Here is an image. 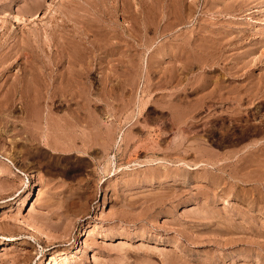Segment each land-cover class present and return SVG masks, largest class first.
Masks as SVG:
<instances>
[{"label":"rangeland","instance_id":"1","mask_svg":"<svg viewBox=\"0 0 264 264\" xmlns=\"http://www.w3.org/2000/svg\"><path fill=\"white\" fill-rule=\"evenodd\" d=\"M263 79L264 0H0V264H264Z\"/></svg>","mask_w":264,"mask_h":264},{"label":"bare ground","instance_id":"2","mask_svg":"<svg viewBox=\"0 0 264 264\" xmlns=\"http://www.w3.org/2000/svg\"><path fill=\"white\" fill-rule=\"evenodd\" d=\"M49 6H50V5H49ZM37 11H38V10H37ZM218 50H219V49H218ZM195 51H196V50H195ZM212 55H213V54H212ZM224 55H225V54H224ZM201 56H202V55H201ZM203 57H204V56H203ZM210 57H212V56H210ZM201 60H202V59H201ZM215 60H216V59H215ZM197 61H198V60H197ZM193 63H194V62H193ZM199 63H200V62H199ZM210 66H211V65H210ZM234 72H235V71H234ZM246 74H247V73H246ZM249 74H250V73H249ZM260 75H261V74H260ZM215 76H216V75H215ZM245 77H246V76H245ZM249 79H250V78H249ZM263 80H264V79H263ZM249 82H250V81H249ZM225 83H226V82H225ZM251 83H252V82H251ZM215 84H216V83H215ZM215 84H214V86H215ZM248 85H249V84H248ZM13 86H14V85H13ZM214 86H213V87H214ZM216 86H217V85H216ZM216 86H215V87H216ZM14 87H15V86H14ZM213 87H212V92H213V90H215V89H213ZM219 87H220V86H219V84H218V88H219ZM243 87H244V86H243ZM243 87H241V88H243ZM192 88H193V87H192ZM218 88H217V89H218ZM220 88H221V87H220ZM241 88H240V89H241ZM246 88H247V89H246ZM251 88H253V92H252V93H251V89H250L249 87H247V86L245 87L244 91H243V89H241V90L244 92V94H246V95H245V96H246V97H245V98H246L245 101L248 100V101L250 102L251 100H249V99H252V98H253V99H252L253 104L255 103V101H256V103H258V102H262L261 104H262V106H263V105H264V81H261V80H257V81H255V80H253V87H251ZM15 89H17V88H15ZM220 90H221V89H220ZM220 90H219V92H220ZM249 90H250V91H249ZM11 91H12V90H11ZM13 91H14V90H13ZM15 91H17V90H15ZM215 91H216V90H215ZM227 91H228V90H227ZM238 91H239V88H238ZM19 92H20V91H19ZM21 92H22V91H21ZM210 92H211V91H210ZM210 92H209V93H210ZM219 92L217 91L218 94H219ZM233 92H234V91H233ZM12 93H13V92H12ZM209 93H207V96H208ZM228 93H231V92H227V94H228ZM235 93H236V92H235ZM241 93H242V92H241ZM210 94H211V93H210ZM210 94H209V96H211L213 93H212L211 95H210ZM12 95H13V94H12ZM23 95L25 96L24 93H23ZM219 95H220V94H219ZM225 95H226V93H225ZM230 95H231V96H230V100H231L232 102H230V103H229V106L227 105L228 107H225L224 109H225V112H228V113H229V112H232V113H233V112H236L239 108L242 107V106L240 107V101L243 99V98H242V95H243V94L241 95L240 93L237 92L236 95L234 94L235 96H232V94H230ZM24 96H23V97H24ZM214 96H215V95H214ZM217 96H218V95H217ZM215 97H216V96H215ZM215 97H214V98H215ZM218 97H219V96H218ZM221 97H222V98H221V100H222L224 97H223V95H222ZM7 98H8V97H7ZM216 98H217V97H216ZM226 98H229V94H228V97H225V99H226ZM185 99H186V98H184L183 96H180V95H179V96H177V97L174 99V100H175L174 102L179 103L180 106H182V105H186V104L190 103V102L188 101V103L185 104V102H187V99H186V100H185ZM208 99H209V98H208ZM210 99H211V98H210ZM212 99H213V98H212ZM6 100H7V99H6ZM217 100H218V98H217ZM219 100H220V98H219ZM227 100H229V99H226V101H227ZM230 100H229V101H230ZM224 101H225V100H224ZM229 101H227V102H229ZM252 101H251V102H252ZM174 102H173V104H174ZM183 102H184V103H183ZM191 102H192V101H191ZM198 102H199V101H198ZM213 102H214V101H213ZM220 102H221V101H220ZM220 102H218V103H220ZM222 102H223V101H222ZM222 102H221V103H222ZM246 102H247V101H246ZM177 103H176V104H177ZM182 103H183V104H182ZM210 103H211V101H210ZM210 103H209V104H210ZM244 103H245V102H244ZM9 104H10V102H9ZM176 104H175V105H176ZM181 104H182V105H181ZM225 104H226V103H225ZM179 105H178L177 107H179ZM212 105H213V103H212ZM220 105H221V104H220ZM255 105H256V104H255ZM24 106H25V104H24ZM195 106H196V105H195ZM173 107H175V106H173ZM183 107H184V106H183ZM199 107H200V106H199ZM210 107H211V106H209L208 108H210ZM216 107H217V106H216ZM180 108H181V107H180ZM180 108H178L177 110H179ZM220 108H221V107H220ZM23 109H24V107H23ZM187 109L190 110V112L194 110V109L192 108V106H191V107H187ZM195 109H196V108H195ZM241 109H243V108H241ZM241 109H240V110H241ZM180 110H181V109H180ZM188 110H187V111H188ZM204 110H205V109H204ZM211 110H212V109H211ZM240 110H238V111H240ZM26 111H27V110H26ZM238 111H237V112H238ZM181 112H182V113L184 112V109H183V108H182ZM190 112H187V113H190ZM232 113H231V114H232ZM180 114H181V113H179V115H180ZM184 114H186V111H185ZM235 114H236V113H235ZM182 115H183V114H182ZM187 115H188V114H187ZM183 116H184V115H183ZM201 119H202V118H201ZM176 145L178 146V143H177ZM179 146H180V145H179ZM173 148H174V146H173ZM173 148H171L170 150H172ZM175 148H176V147H175ZM193 149H194V148H193ZM184 150H186V149H184ZM182 152H183V150H182ZM184 152H186V151H184ZM181 154H182V153H181ZM183 157H184V156H183ZM180 162L183 164L184 160H180ZM184 163H185V162H184ZM185 165H187V164H185ZM185 165H184V166H185ZM187 166H188V165H187ZM188 169H189V168H188ZM188 169H187V170H188ZM190 169H191V168H190ZM190 169H189V170H190ZM192 169H193V168H192ZM183 170H184V169H183ZM23 227H24V226H23ZM27 228H29V226H28ZM29 229H32V228L30 227ZM31 231H32V230H31ZM32 232H33V231H32ZM28 234L30 235V238H31V237H32L33 239H36V238H37V236H36L35 234L31 233V232L28 233ZM13 242H14V241H13ZM21 244H22V242H21ZM11 245H13V244H11ZM16 245H17V244H16ZM7 246H8V245H7ZM7 246H6V247H7ZM13 246H14V245H13ZM4 247H5V246H4ZM4 247H2V248H4ZM9 247H10V246H9ZM9 247H8V248H9ZM17 247H18V246H17ZM4 249H6V248H4Z\"/></svg>","mask_w":264,"mask_h":264}]
</instances>
